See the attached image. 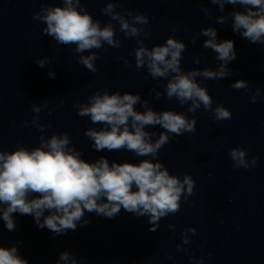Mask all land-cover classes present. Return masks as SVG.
I'll use <instances>...</instances> for the list:
<instances>
[{"label": "clouds", "instance_id": "1", "mask_svg": "<svg viewBox=\"0 0 264 264\" xmlns=\"http://www.w3.org/2000/svg\"><path fill=\"white\" fill-rule=\"evenodd\" d=\"M208 2L218 6L223 13L215 18L216 24L231 21L234 33L252 44L264 45V0ZM118 3L120 0H106L100 12L109 17V21L103 25L99 19L93 18L84 0H60L59 4L41 0L42 6L32 18L45 25L42 35L51 37L58 45L74 46L72 51L77 54V63L93 74L98 71L96 61L101 58L98 50L107 52L109 48L122 46L112 23L115 21L125 39L136 38L137 46L129 53L134 58V64L127 57H120L125 66L136 70L146 69L145 80L149 76L154 80H166V83L159 85L163 93L157 91L156 87L150 89L155 93L154 99L159 100L162 95L169 101L175 99L180 106L188 105L187 112L173 109L156 111L138 93L96 90L87 97L86 102H74L72 105L78 116L89 117L92 125H101L99 128L89 127L84 132L92 142V149L97 152L124 150L134 157L149 158L141 159L139 163H110L101 156L89 162L82 158L83 153L72 144L67 132L45 137V129L51 128L52 124H41L39 114L48 107V100L33 104V118L23 121L22 126L31 125L39 130V145L28 148L20 144L11 151L3 150L0 145V220L9 232L16 231V213L32 216L39 228H47L55 237L69 230L76 231L81 224L90 223L85 218L86 212L112 219L122 209L137 217L147 216L149 231L156 232L161 219L177 214L182 198L186 200L192 196L196 186L190 173H185L182 179L170 173L158 159L160 149L174 137L196 132L197 117L193 115L190 118L188 113L195 114L203 108L210 113L213 121L232 119V112L223 104L213 107L214 100L207 86L197 78L220 81L232 76L228 65L237 59L235 42L219 41L215 27L201 28L191 37V43L195 44L200 36L207 37L202 47L211 49L219 63L215 68L185 71L181 62L187 46L184 41L175 38L178 26L171 27L172 35L163 43L148 47L145 40L151 38L149 17L130 9L117 11ZM226 5L233 6V10L225 13ZM236 6L243 10H236ZM201 11L212 18L210 8L202 7ZM36 63L44 68L51 61L45 56L37 59ZM193 63L200 64L201 58L194 57ZM47 75L54 79L56 73L49 67ZM230 87L244 89L250 94L252 103L261 99V89L256 87L253 91L246 80L238 79ZM63 103L61 100V106ZM137 105L143 111L138 110ZM12 126H15L14 122ZM156 126L163 131L147 130ZM249 150L250 147L228 150L233 168L249 169L256 165V157L250 161L248 159ZM168 228L175 231L176 225L169 224ZM188 233L195 235L196 229L188 228L181 233L182 244L177 245L178 250L190 243ZM184 251L188 252L187 249ZM168 258L173 259L171 256ZM189 258L195 260V264H204L202 256ZM0 264H28V261L19 254L16 246H0ZM55 264H78V260L68 251H62Z\"/></svg>", "mask_w": 264, "mask_h": 264}]
</instances>
